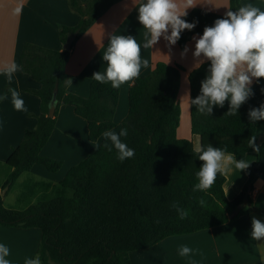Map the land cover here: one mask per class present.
<instances>
[{"label": "trees", "instance_id": "1", "mask_svg": "<svg viewBox=\"0 0 264 264\" xmlns=\"http://www.w3.org/2000/svg\"><path fill=\"white\" fill-rule=\"evenodd\" d=\"M120 1L68 0L69 8L80 21L75 27L60 26L59 41L64 45L70 35L77 33L71 49L53 50L26 43L19 55L22 72L40 84L38 90H27L40 99V113L30 114L36 118V127L24 132L22 142L5 162L10 172L0 187V226L40 230L36 256L41 264H131V252L145 250L170 236L218 227L248 215L253 208L251 195L256 182L264 181V143H260L264 120L253 123L248 116L249 109L260 107L264 101V78L252 85L254 95L239 108L238 115H225L228 101L223 108L214 107L210 116L198 113L195 105L190 106L191 131L202 145L222 149L226 146L237 160L245 159L249 153L257 156L246 169L243 190L229 200L224 174H217L208 192L193 191L198 183L195 173L203 162L192 151V140L177 136L183 68L160 62L129 89V111L121 124L128 134L121 139L135 150L133 158L119 161L115 149L108 151L104 147L110 142L103 139L98 149L72 167L60 183H32L23 187L16 208L5 206L9 191L35 165L51 173L61 170L62 162L41 154L56 127L61 106L73 107L75 114L87 122L90 142L99 141L104 131L116 128L120 88L94 80L87 98L69 93L73 77L66 73V65L77 40ZM242 1L229 0V10H237ZM223 17L192 9L182 19L197 22L196 27L184 30L177 45L183 50L193 35H202L206 26H213L216 19ZM209 65L208 61L189 74L192 99L200 94ZM53 99L55 113L50 117ZM253 134L259 153L248 147ZM6 187L9 191L2 197ZM200 198L206 201L205 207L198 204ZM174 201L189 210L187 219L178 218L171 207Z\"/></svg>", "mask_w": 264, "mask_h": 264}, {"label": "crops", "instance_id": "2", "mask_svg": "<svg viewBox=\"0 0 264 264\" xmlns=\"http://www.w3.org/2000/svg\"><path fill=\"white\" fill-rule=\"evenodd\" d=\"M141 2L142 0L118 2L77 40L66 65V73L73 77L68 85L69 93L83 98L89 96L90 84L94 81L91 78L93 73L104 72L107 67V62L103 61L102 55L112 34L131 35L141 44L142 59H148L149 66L141 68L140 77L149 74L160 62L180 66L183 68L181 85L185 82L189 88V74L195 70L192 55L195 50L193 37L201 35L196 34L190 38L186 45L189 51L184 58H181L183 50L177 43L169 51L166 47L167 42L163 38L152 49H144L146 30L137 18ZM199 2L201 4H197L195 8L219 15H224L229 10V0H199ZM21 3L23 4L22 14L14 15L13 9ZM247 3H252L264 10V0H243L241 2L242 5ZM192 9L194 8L188 9V12ZM79 21L80 17L69 8L68 0H0V97L7 87L15 88L29 109L28 113L16 111L11 103L10 92L7 94V100H1L0 187L10 172L5 162L10 157L13 148L20 145L26 130H33L36 127V118L31 117L30 114L40 113V99L27 92V90H38L40 84L22 71L15 73L12 82L9 83L3 73V68L13 61L19 64V55L26 43L53 50L63 49L59 41V27H75ZM133 83L134 81L128 82L120 87V98L115 113L116 128L114 131L117 133L129 111L128 94ZM187 116L191 124L190 108H187ZM88 134L87 122L75 114L74 108L67 105L61 106L53 134L41 152L43 156L62 162L61 170L51 173L45 167L35 165L30 173L22 174L17 184L9 191V193L13 191L15 196L11 205H6L4 201L5 206L16 208L23 187L26 188L32 183L33 186L39 182L60 183L72 167L92 155L101 141L105 139L102 137L97 142H90ZM177 136L180 139L192 140L193 146L200 143L199 137L194 136L188 128L182 132L179 126ZM260 143H264V132L260 135ZM256 158L255 153H249L245 160L250 162L251 166ZM224 176L226 196L229 200H233L241 193L247 182L246 170L239 172L233 166ZM251 196L253 208L249 209L248 215L218 227L170 236L145 250L131 252L129 255L131 264H253L257 262L264 264V240L251 239L252 218L256 217L264 222L263 180L256 182ZM40 240V230L0 226V243L10 249L7 259L11 261V264H24L26 258H35ZM181 245L192 248L194 254L181 257L178 254Z\"/></svg>", "mask_w": 264, "mask_h": 264}, {"label": "clouds", "instance_id": "3", "mask_svg": "<svg viewBox=\"0 0 264 264\" xmlns=\"http://www.w3.org/2000/svg\"><path fill=\"white\" fill-rule=\"evenodd\" d=\"M201 4L199 0H142L138 7V20L143 28L144 49H152L163 38L166 47L171 51L181 38L184 30H193L197 22H188L182 17L188 15V9ZM23 4H18L13 9L14 15H20ZM195 50L193 55V69H198L205 61L210 65L205 79L201 81L200 94L192 99L190 95L189 107L195 105L197 112L210 116L214 107H224L225 101L229 102V110L225 115H238L239 108L254 95L252 84L264 78V10L252 3L240 6L237 10H227L223 18L214 21L213 26H206L203 34L194 36ZM108 46L102 55L107 62L104 72L93 73L92 79L98 83L110 84L112 88L119 89L123 84L133 82L140 77L141 68L149 66L148 59H142L141 44L131 35L112 34ZM189 49L184 47L181 58H184ZM23 71L21 65L15 61L8 63L3 68V73L9 83L15 73ZM70 81V80H69ZM71 82V81H70ZM11 103L18 112L28 113L25 101L15 88L9 89ZM7 100L8 95L0 97ZM250 122L264 120V104L258 108H251L248 112ZM128 134L126 128L119 133L106 130L103 137L110 142L104 147L108 151L115 149L116 158L123 162L135 156V150L129 148L121 137ZM256 135L248 139V147L255 152H260L256 144ZM194 154L202 161V165L195 173L198 183L193 186V191L208 192L216 182L217 174H225L235 167L239 172L246 170L250 162L245 159L237 160L227 148H216L211 144H195ZM227 195V194H226ZM201 207L206 206L203 198L198 199ZM171 207L177 212L178 218L183 220L189 216V210L173 202ZM251 239L264 240V222L256 217L252 218ZM181 257L194 254V250L187 245L178 249ZM10 249L0 243V264H11L7 259ZM24 264H41L37 255L35 258H26Z\"/></svg>", "mask_w": 264, "mask_h": 264}, {"label": "rangeland", "instance_id": "4", "mask_svg": "<svg viewBox=\"0 0 264 264\" xmlns=\"http://www.w3.org/2000/svg\"><path fill=\"white\" fill-rule=\"evenodd\" d=\"M180 89H181V91H180V95L178 97V103H179L181 111H182L180 127H181L182 132H184L187 128H188V131H190V129H191L190 118L187 116V108H190L189 105H188L189 99H188V96H187V95H189L188 84L183 82ZM8 191L9 190H7V192ZM5 196H6V194H5ZM14 196H15L14 192L11 191L7 195V197L4 198V201H5L6 205H11V203L13 202Z\"/></svg>", "mask_w": 264, "mask_h": 264}, {"label": "water", "instance_id": "5", "mask_svg": "<svg viewBox=\"0 0 264 264\" xmlns=\"http://www.w3.org/2000/svg\"><path fill=\"white\" fill-rule=\"evenodd\" d=\"M77 37V33H74L72 35H70L67 38L66 43L63 45V49L64 50H70L74 41L76 40ZM55 113V99L52 100L51 104H50V108H49V116L52 117L54 116ZM8 190V187H6L2 192H1V196L4 197L6 192Z\"/></svg>", "mask_w": 264, "mask_h": 264}]
</instances>
